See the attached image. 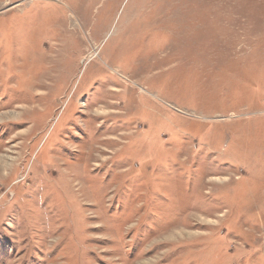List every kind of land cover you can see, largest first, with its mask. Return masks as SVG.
<instances>
[{"label":"rangeland","instance_id":"1","mask_svg":"<svg viewBox=\"0 0 264 264\" xmlns=\"http://www.w3.org/2000/svg\"><path fill=\"white\" fill-rule=\"evenodd\" d=\"M0 157V264H264V0H0Z\"/></svg>","mask_w":264,"mask_h":264},{"label":"bare ground","instance_id":"2","mask_svg":"<svg viewBox=\"0 0 264 264\" xmlns=\"http://www.w3.org/2000/svg\"><path fill=\"white\" fill-rule=\"evenodd\" d=\"M3 73V72H2ZM29 119V118H28ZM1 158V157H0ZM3 160L6 162V160H8V159H6V158H3ZM9 161V160H8ZM2 166V165H1ZM4 168V167H3Z\"/></svg>","mask_w":264,"mask_h":264}]
</instances>
